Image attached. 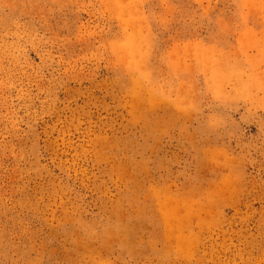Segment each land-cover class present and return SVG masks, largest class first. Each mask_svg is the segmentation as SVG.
<instances>
[{"label": "rangeland", "instance_id": "obj_1", "mask_svg": "<svg viewBox=\"0 0 264 264\" xmlns=\"http://www.w3.org/2000/svg\"><path fill=\"white\" fill-rule=\"evenodd\" d=\"M0 264H264V0H0Z\"/></svg>", "mask_w": 264, "mask_h": 264}]
</instances>
